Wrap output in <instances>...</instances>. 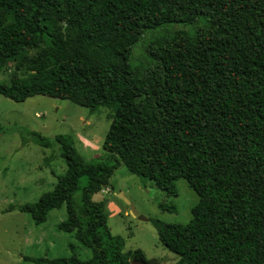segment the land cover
I'll list each match as a JSON object with an SVG mask.
<instances>
[{"label": "trees", "instance_id": "1", "mask_svg": "<svg viewBox=\"0 0 264 264\" xmlns=\"http://www.w3.org/2000/svg\"><path fill=\"white\" fill-rule=\"evenodd\" d=\"M9 64L30 76L0 83L3 98L114 111L103 156L84 164L55 137L66 173L17 208L39 226L64 207L57 230L92 258L26 261L130 264L92 201L123 166L169 196L178 180L196 194L187 225L154 223L175 264H264V0H0V73ZM21 141L52 145L34 132Z\"/></svg>", "mask_w": 264, "mask_h": 264}, {"label": "rangeland", "instance_id": "2", "mask_svg": "<svg viewBox=\"0 0 264 264\" xmlns=\"http://www.w3.org/2000/svg\"><path fill=\"white\" fill-rule=\"evenodd\" d=\"M14 67L15 64H9L7 71L0 73V83L9 82L14 75L20 82H27L30 75L16 72ZM113 117L112 108L103 107L92 114L67 101L34 97L15 103L0 96V264H34L25 258L56 260L72 255L80 261L92 258L91 251L80 246L73 235L57 230L67 219L64 207L51 211L46 222L39 226L17 208L36 203L66 173L55 137H70L78 159L84 164L95 162L104 154L103 142ZM29 132L49 139L51 147L23 146L21 134ZM84 184L82 180L81 185ZM173 185L177 197L161 192L153 182L131 175L120 166L109 187L93 196V202L105 203L107 227L111 235L124 240L123 254L130 264H140L131 260L136 251L143 254V264L177 262V256L161 246L154 223L187 225L198 198L185 181L178 180ZM160 205L174 208L175 212L163 211ZM130 206L148 222L133 218ZM9 208L14 210L8 213Z\"/></svg>", "mask_w": 264, "mask_h": 264}, {"label": "water", "instance_id": "3", "mask_svg": "<svg viewBox=\"0 0 264 264\" xmlns=\"http://www.w3.org/2000/svg\"><path fill=\"white\" fill-rule=\"evenodd\" d=\"M119 198H120L121 200H123L126 204H128L127 201H126L122 196H119ZM129 210H130V214H131V216H132L133 218H136V219H138L139 221L148 222V220H146L145 218L139 217V216L137 215V213H136V211H135V209H134L133 207L130 206V207H129ZM138 263L143 264V263H141V262H138Z\"/></svg>", "mask_w": 264, "mask_h": 264}]
</instances>
